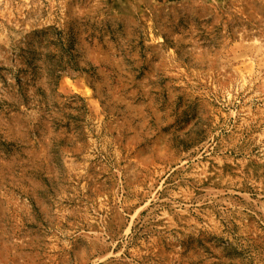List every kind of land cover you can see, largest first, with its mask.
I'll return each instance as SVG.
<instances>
[{
	"label": "rangeland",
	"instance_id": "1",
	"mask_svg": "<svg viewBox=\"0 0 264 264\" xmlns=\"http://www.w3.org/2000/svg\"><path fill=\"white\" fill-rule=\"evenodd\" d=\"M0 264H264V0H0Z\"/></svg>",
	"mask_w": 264,
	"mask_h": 264
}]
</instances>
